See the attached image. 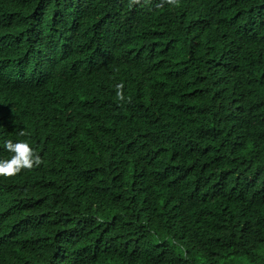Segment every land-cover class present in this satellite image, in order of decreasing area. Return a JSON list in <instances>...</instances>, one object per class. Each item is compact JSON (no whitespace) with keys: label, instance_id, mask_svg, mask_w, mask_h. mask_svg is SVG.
<instances>
[{"label":"trees","instance_id":"trees-1","mask_svg":"<svg viewBox=\"0 0 264 264\" xmlns=\"http://www.w3.org/2000/svg\"><path fill=\"white\" fill-rule=\"evenodd\" d=\"M163 1L0 0V264H264V0Z\"/></svg>","mask_w":264,"mask_h":264},{"label":"clouds","instance_id":"clouds-1","mask_svg":"<svg viewBox=\"0 0 264 264\" xmlns=\"http://www.w3.org/2000/svg\"><path fill=\"white\" fill-rule=\"evenodd\" d=\"M161 2L164 1L158 0V3ZM152 19H159L157 5L150 14L144 16L137 22H130L125 16H121L116 17L113 23V25L119 28L125 36L130 39H137L135 46L140 56L147 57L144 60L153 57L155 55L153 50L155 47H158L154 41L156 30L153 28ZM157 30L164 32V30L159 27ZM143 37L146 39L144 42L140 41ZM4 148L11 153V155L8 159H0V176H13L23 169H32L41 164L40 156L27 141L6 140L4 142Z\"/></svg>","mask_w":264,"mask_h":264},{"label":"rangeland","instance_id":"rangeland-1","mask_svg":"<svg viewBox=\"0 0 264 264\" xmlns=\"http://www.w3.org/2000/svg\"><path fill=\"white\" fill-rule=\"evenodd\" d=\"M237 261H233V262H230V263H228V264H235ZM197 264H201V262L199 261ZM219 264H226V261H219ZM241 264H246V263H244V262H241Z\"/></svg>","mask_w":264,"mask_h":264}]
</instances>
